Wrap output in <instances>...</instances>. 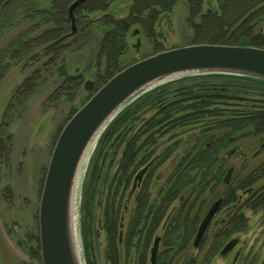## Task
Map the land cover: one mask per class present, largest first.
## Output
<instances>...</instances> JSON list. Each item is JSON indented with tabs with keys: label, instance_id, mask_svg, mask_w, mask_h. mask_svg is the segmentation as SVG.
I'll list each match as a JSON object with an SVG mask.
<instances>
[{
	"label": "rangeland",
	"instance_id": "rangeland-1",
	"mask_svg": "<svg viewBox=\"0 0 264 264\" xmlns=\"http://www.w3.org/2000/svg\"><path fill=\"white\" fill-rule=\"evenodd\" d=\"M202 3L203 13L208 10L214 13L215 9L219 11L216 0H202ZM129 4V0H124L111 5V8L112 10L115 8L119 10L121 7L127 9ZM225 4L228 9H224L226 10L224 17L227 21H232L253 5L254 0H228ZM90 7L85 5L82 9L73 12L75 17L82 18V22H91L86 24V32L91 33H87L88 36L82 39L83 49L77 52L71 49V52L66 54L67 73L82 75L74 96L71 84L66 86L68 88L66 95L63 93L60 96L53 95L56 85L61 82L55 75L51 77L48 75L40 85L37 83L39 86H36L37 90L31 95H25L24 90L16 92L17 87L27 76L48 61L49 55L39 58L37 62L33 60L10 62L0 74V135L2 133L0 136V264H38L40 261L36 252L35 239L38 237L37 212L46 167L61 129L74 111L78 110L94 93L95 86L93 85L92 89L87 91L83 88L84 82L93 81L97 70L101 71L103 68V64L97 67L91 63L89 51L93 50V47L85 43L92 41V37L96 39L100 37V28L95 27L93 23V16L100 14L99 12L89 13ZM165 13L168 16H163L164 13L158 14L159 26L152 27L150 38L144 34L132 36L133 29L139 28L137 25L129 28L127 33L129 48L119 60L117 69L152 55L158 49L168 50L193 44L192 29L187 21V6L180 1ZM122 15L123 12L121 15L118 14V18L123 17ZM255 23L254 33L261 32L264 22L262 17L257 15L247 18L244 21V28ZM68 26L70 27V23ZM24 27H12L1 31L0 51L25 31ZM37 35L36 33L35 36ZM138 41V48H135L134 45ZM258 42V39L255 40V43ZM89 47L91 49H87ZM202 76L205 75L188 77L202 78ZM211 81L216 80L213 78ZM237 93L242 100H231L224 108L231 113L249 112L253 110V107L262 106L264 102V91L249 88L238 89ZM170 94V96L178 97L175 87L170 89ZM142 95L134 99L122 111L138 102ZM190 103L192 104L191 101L185 100L182 106H188ZM122 111L101 132L78 175L73 203L76 244L81 264H139L142 258L143 264H187L191 255L196 253L199 259V256L213 244L219 234V226L215 225L214 219L204 232L201 247L193 248L192 240L187 250L177 251L175 248L166 246L162 241L171 219L168 214L174 208H180L181 203L185 204V195L181 196V201L175 200L169 208L150 238L142 258H140V246L146 229L141 231L139 229L140 233H137L131 241L127 236L129 218L134 209L135 193L131 196L130 192L136 183L134 181L136 171L155 154L163 152L174 143L178 144V149L156 168L150 180L151 201H158L162 191L167 188L168 179L182 154V147L186 143V130L191 126H181L177 122L166 125L173 121L175 118L173 116L153 129H146L147 121L155 116L157 108L144 105L133 116L119 121L112 133L108 135V128L119 119ZM161 119V115L156 117L158 121ZM4 126H7L6 129ZM132 129L134 135L131 144H134L133 161L135 163L129 167L130 181L125 184L118 168L125 140ZM258 143L259 141L243 140L240 143L239 152L228 157V162L234 163L235 168L241 167L240 169L246 172L251 164L256 165L264 158V147H261L262 151L260 149L259 155L254 160L245 159V156L250 158L251 154L259 149ZM7 150L9 158L5 156ZM229 167H233V164ZM110 176L111 180L108 181ZM224 189L225 187L221 184L211 193H207L208 195L204 194L197 198L194 203V197H190L187 205H191L192 211L203 209L202 211L200 209V213L204 215L212 202L223 194ZM247 215L249 216L248 227L246 232L238 235L239 244L223 257L219 253L212 256L208 264H264V222L260 213H247ZM156 237H159L160 241L152 262L150 250ZM191 251L193 252L190 253Z\"/></svg>",
	"mask_w": 264,
	"mask_h": 264
},
{
	"label": "trees",
	"instance_id": "trees-1",
	"mask_svg": "<svg viewBox=\"0 0 264 264\" xmlns=\"http://www.w3.org/2000/svg\"><path fill=\"white\" fill-rule=\"evenodd\" d=\"M72 1L0 0V38L2 37L1 31L8 28L22 26L26 28L0 51V74L10 62L19 63L23 60L37 62L39 58L50 56L38 70H34L33 74L24 79L22 84L17 87L16 92L24 90L25 95H31L37 90L40 83L47 79L48 75L50 77L55 75L61 82L56 85L53 95L60 96L62 93L66 95L68 91L66 86L71 84L74 96L82 80V75L67 73L66 54L71 52V49L76 52L83 49L82 39L88 36L87 33H91L86 32V24L91 22L84 23L80 16L75 17L76 32L73 35L70 34L67 9ZM121 1L124 0H86L76 9L80 10L83 6L90 5L89 13L99 12L100 14L93 16L95 27L100 28V37L97 39L92 37V41L85 42L93 47V50L89 51L91 63L97 67L103 64L101 71L97 70L94 80H91L95 86L94 92L101 84L123 69H117V67L119 60L129 48L128 31L125 24L128 27L137 25L141 29L147 30V26L155 22L158 14L170 11L174 3L179 0H130L126 10L122 7L119 10L118 8L112 10L111 5ZM183 1L188 8L187 21L192 29L193 44L238 45L264 49V24L263 30L257 33H254L256 23L244 28V21L255 15L261 16L264 22V0H254L253 5L232 21H227L224 17L226 12L224 9L228 7L225 3L228 0H222V11L219 12L215 9L214 13L210 10L203 13L201 0ZM122 12L123 17L118 18V14L121 15ZM36 33L37 36H35ZM257 39L259 42L255 43ZM91 47L87 49H91ZM162 50L164 49H158L153 54ZM213 78L216 80L215 82L211 81ZM37 83H39L38 86ZM173 87H175L178 97L170 96V89ZM249 88L264 91V81L230 75H205L202 78L185 77L165 83L145 93L138 99V102L131 104L118 117L120 118L125 111H128V114L122 118L125 120L133 116L144 105H148L157 108V113L147 121L146 129H153L173 116L175 117L173 121L166 125L177 122L181 126H191L186 130V143L182 147V154L168 179L167 188L164 189L158 201L150 200L147 185L143 186L134 198V209L129 218L127 236L131 241L137 233L146 229L140 246V258L143 257L150 238L154 235L169 208L175 200L183 195L186 197L185 204L181 203L180 208H174L168 214L171 219L162 241L166 246L175 248L177 251L189 248L203 216L200 213L203 209L192 211V207L187 205V201L190 197H194V203L197 198L211 193L221 184L223 185V177L231 164H233V173L229 184L223 185L225 189L221 195L222 203L214 216V219L218 217L215 225L219 226V234L213 244L199 256V259L196 256L197 253L192 254L187 264H208L212 256L219 253L225 243L238 239V235L247 230L249 221L247 213H260L264 222V158L256 165L251 164L246 172H243L241 167L235 168V164L228 162L227 159L239 152L240 143L243 140L249 139L259 141V149L253 152L250 158L245 156V159L254 160L259 155L261 145L264 143V102L262 106L253 107L255 110L249 112L231 113L230 110L224 109L229 101L242 100L237 93L238 89ZM185 100L191 101L192 104L182 106ZM158 115H161V121L156 120ZM115 126L108 128V135L112 133ZM6 127L4 126L5 129ZM177 146L176 143L168 146L160 153L158 161L156 159L153 166H160L178 149ZM8 154L7 150L5 155L7 158H9ZM134 156L133 147H129L120 158L118 172L121 177L130 175L129 167L135 163ZM7 164L9 166V163ZM139 229L140 231H138ZM201 243L200 241L198 247H201ZM35 245L39 258L38 237L35 239ZM193 251L195 252V250ZM38 264H41L40 261ZM139 264H143V258Z\"/></svg>",
	"mask_w": 264,
	"mask_h": 264
},
{
	"label": "water",
	"instance_id": "water-1",
	"mask_svg": "<svg viewBox=\"0 0 264 264\" xmlns=\"http://www.w3.org/2000/svg\"><path fill=\"white\" fill-rule=\"evenodd\" d=\"M84 1L73 0L68 6L71 34L75 32L73 12ZM195 75H230L264 81V49L207 43L172 48L126 66L101 85L69 118L54 143L37 212L41 264H81L73 199L81 167L105 127L138 96L168 81ZM92 87L91 80L84 82L85 90ZM232 173L233 167H229L223 185L229 184ZM221 203L222 197L217 198L206 210L193 238V248L199 245ZM158 240L155 238L150 250L152 262ZM235 244L236 240L228 242L220 254L229 252Z\"/></svg>",
	"mask_w": 264,
	"mask_h": 264
},
{
	"label": "flooded vegetation",
	"instance_id": "flooded-vegetation-1",
	"mask_svg": "<svg viewBox=\"0 0 264 264\" xmlns=\"http://www.w3.org/2000/svg\"><path fill=\"white\" fill-rule=\"evenodd\" d=\"M86 1V0H85ZM84 1V2H85ZM127 1V0H126ZM130 1V0H129ZM180 1H182L185 5H186V3H185V1H183V0H179V1H177V2H175L174 3V5H176L178 2H180ZM83 2V3H84ZM82 3V4H83ZM216 3L218 4L217 5V7H218V9H219V12L220 11H222V7H223V1L222 0H216ZM81 4V5H82ZM81 5H79L78 7H80ZM173 5V6H174ZM202 5H203V3H202V0H201V7H202ZM172 6V7H173ZM187 6V5H186ZM77 7V8H78ZM76 8V9H77ZM75 9V10H76ZM124 10H126V8L124 7ZM222 13V12H221ZM74 15V14H73ZM158 16V15H157ZM157 16H156V18H155V22L154 23H152V24H150V25H148L147 26V30H144V29H141L140 27V29L139 28H136V29H133V31H132V36H136V35H138V34H144L147 38H150L151 36H152V27L153 26H156V27H158L159 26V21L157 20ZM163 16H168V14L167 13H164L163 14ZM188 19V18H187ZM74 22H75V16H74ZM125 28H127V31L129 30V28L130 27H128L127 26V24H125ZM75 32H76V23H75ZM75 32L73 33V34H75ZM151 32V33H150ZM128 33V32H127ZM148 33H150L149 35H148ZM71 34V33H70ZM128 43V42H127ZM138 45H139V41L137 42V44L136 45H134L135 46V48H138ZM129 47V46H128ZM163 51V50H162ZM160 52V51H159ZM123 112V111H122ZM128 114V111H125L124 113H123V115L119 118V120H117L116 122H115V124L113 125V127L120 121V120H122V118L123 117H125L126 115ZM112 127V128H113ZM134 133V130L132 129V130H130V132H129V134H128V137L126 138V140H125V144H124V147H123V149H122V155H121V157L124 155V153L127 151V149L129 148V147H133V145L134 144H131V139H132V137H133V134ZM160 155V153H157V154H155L150 160H148L143 166H142V168L141 169H139V170H137L136 171V174H135V177H134V181L136 182L135 183V185L132 187V191L130 192V195L132 196L134 193H135V196H136V194L137 193H139L141 190H142V188H143V186H145V185H147L148 186V189H147V193L149 194V198H150V192H149V185H150V180L152 179V177H153V174H154V172L157 170L156 168L157 167H155V166H153V165H155L154 164V162L156 161V159H157V161H158V156ZM180 158V157H179ZM153 166V167H152ZM150 173V176H148V174ZM133 174V173H132ZM130 176H131V173H130V175H124L123 177H121L122 178V180L124 181V183L125 184H127V183H129V181H130ZM148 178H149V180H148ZM111 180V176L109 177V180L108 181H110ZM147 182V183H146ZM163 192V191H162ZM160 197V196H159ZM220 197H222V196H220ZM219 197V198H220ZM135 198V197H134ZM159 199V198H158ZM150 200H151V198H150ZM179 201H181L182 200V197H179V199H178ZM134 201V200H133ZM219 209H220V207H219ZM218 209V210H219ZM218 212V211H217ZM216 212V213H217ZM216 215V214H215ZM213 219H214V217H213ZM212 219V220H213ZM217 219H218V217L216 218V219H214V221H215V223H216V221H217ZM211 220V221H212ZM156 238H158V237H156ZM154 240H155V238H154ZM154 242V241H153ZM228 243V242H227ZM227 243H225L223 246H222V248L227 244ZM158 244H159V240H158ZM158 244H157V247H158ZM239 244V241H238V239H236V244L232 247V249L233 248H235L237 245ZM222 248H221V250H222ZM231 249V250H232ZM221 250H219V255L221 256V257H223V256H225V254H220V252H221ZM230 250V251H231ZM229 251V252H230ZM237 259V258H236ZM234 261H236V260H234Z\"/></svg>",
	"mask_w": 264,
	"mask_h": 264
}]
</instances>
